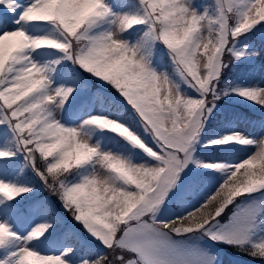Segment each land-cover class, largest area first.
Listing matches in <instances>:
<instances>
[{"label": "snow or ice", "instance_id": "obj_1", "mask_svg": "<svg viewBox=\"0 0 264 264\" xmlns=\"http://www.w3.org/2000/svg\"><path fill=\"white\" fill-rule=\"evenodd\" d=\"M0 264H264V0H0Z\"/></svg>", "mask_w": 264, "mask_h": 264}]
</instances>
